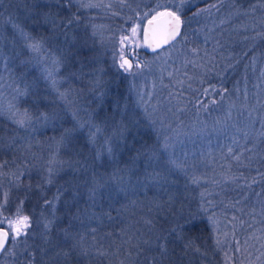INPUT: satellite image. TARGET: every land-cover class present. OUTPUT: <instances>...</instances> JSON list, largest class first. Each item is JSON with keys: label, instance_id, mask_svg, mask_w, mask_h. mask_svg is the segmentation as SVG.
<instances>
[{"label": "trees", "instance_id": "16d2710c", "mask_svg": "<svg viewBox=\"0 0 264 264\" xmlns=\"http://www.w3.org/2000/svg\"><path fill=\"white\" fill-rule=\"evenodd\" d=\"M220 1L183 0L181 7V0H112L83 8L76 0H0V218L14 220L19 210L30 223L26 236L10 235L0 264H217L224 254L231 264H264V88L254 84L261 80H244L254 77L252 54L241 57L233 44L231 67L217 72L214 65V78L206 65L191 66L192 80H144L137 88L118 62L121 37L160 6L179 10L182 36H190L191 17ZM250 39L260 59L264 37ZM34 41L42 42L40 52L27 47ZM125 58H132L128 51ZM46 68L82 118L103 129L95 144L85 131L65 146V120L37 119L62 117L67 103L45 79ZM125 106L139 114L140 126L117 140ZM25 110L30 128L15 123ZM165 138L183 169L157 182L150 178L155 165L142 154ZM106 139L111 159L103 153ZM118 169L130 177L124 191L108 180ZM93 173L107 183L90 199ZM213 220L228 232L226 243Z\"/></svg>", "mask_w": 264, "mask_h": 264}, {"label": "rangeland", "instance_id": "374dc122", "mask_svg": "<svg viewBox=\"0 0 264 264\" xmlns=\"http://www.w3.org/2000/svg\"><path fill=\"white\" fill-rule=\"evenodd\" d=\"M76 1L79 6H81V0ZM230 1L235 4L233 6L227 5ZM246 1L221 0L220 2H214L213 5H215V7L213 8L207 6L206 9L208 10L203 11L205 12L203 15H200V13L197 16L191 17L190 24L193 28L191 29L190 36H181L174 47H168L147 58L144 55L145 50L142 42V31L145 22L152 18L157 12L155 10L154 14L150 18L142 21L140 24H137L139 27L137 28V34L135 36H133L131 30L128 35L121 37L122 40H124L125 37L129 39L124 40L123 44L121 42L118 44L119 46L117 49L119 52V59L121 53H123L124 57H126V51H128L130 56H132V58L128 59L133 64V68L131 72H129V74H131L129 80L133 81L136 88L144 80H150V85L162 83L161 80H192L191 78L193 72L189 68L202 67L203 65H206V72L209 71L208 75L210 76V74H213L212 68L214 65L217 72L231 67L230 60L236 55V53L238 54L239 50L241 57L243 56V58L248 59L251 57V54L253 57L252 68L254 70H252V73L254 74V77L243 79L261 80V82L256 81L254 84H257V90H260V87L264 88V53L263 55H259V59L258 54L256 55L255 53H252L249 49L250 43L255 41L250 38L257 40L260 37H264V0H255L252 2ZM110 2H112V0H82L83 4L93 5L107 4ZM179 4L181 5V2H179ZM184 5L185 4L183 3V6ZM159 9V12L169 10L164 6H160ZM196 27H199V29L195 30ZM194 33L197 35V44H195V46L191 42V40L194 39ZM109 37L110 41H112L111 44H115V41L113 40L115 37ZM183 41L191 44H189V46L187 44L184 45L185 43L183 44ZM245 43H247V45H245ZM233 44L238 46L237 51L235 48L230 46ZM228 46H230V48ZM193 49H196L197 51L193 52ZM118 62L120 63V60H118ZM137 64H139V67H136ZM188 69L190 70L189 72ZM210 78H214V76L212 75ZM222 80L225 79L222 78ZM246 90L248 91V95L255 93L252 92L249 87H247ZM152 91L153 88L151 89V95L148 98L152 97ZM147 93V88H143V91L140 94H143L144 98ZM140 97L141 95L138 96L139 100ZM259 100L260 96L257 95L256 101L258 105ZM1 213L2 211L0 210V214ZM3 226L7 228L6 224ZM213 229L216 233L220 231L222 232L221 234L219 233L220 237H225L224 243H226V235L228 232L225 231L223 226L215 223L213 224ZM247 251L248 249L245 250L246 253ZM228 257V254H224L222 263H220V260H217V264H231ZM258 261L259 260H256L257 264ZM237 264L243 263L239 262Z\"/></svg>", "mask_w": 264, "mask_h": 264}, {"label": "snow or ice", "instance_id": "6c2138e0", "mask_svg": "<svg viewBox=\"0 0 264 264\" xmlns=\"http://www.w3.org/2000/svg\"><path fill=\"white\" fill-rule=\"evenodd\" d=\"M81 6L82 7H95L96 5L93 4H83L81 0ZM183 6V0H181V7ZM210 7H215V5H212ZM208 9H201V12L207 11ZM195 15H199V13H196ZM162 21V25L161 22ZM71 24V21L68 22ZM149 25L156 24L159 27V36L157 38V47H161L162 45L168 44L170 41L175 40L177 36L180 35V28L183 24V21L181 20V16L179 14V10L177 11H171L166 10L163 12H156L155 15L152 17V19L148 20ZM19 31V33L22 36H25L26 39L32 40L31 36H28L24 30L19 25H13ZM139 25L134 27L132 29V34L135 36L137 34V28ZM148 35L147 32L145 33V40L147 41ZM129 38L125 37L124 40H128ZM124 40L121 41V43H124ZM27 47L32 52H40L42 49V42L41 41H34L27 45ZM196 49H193V52H196ZM52 64L56 70L59 68L60 61L59 59H53ZM119 67L123 69L125 72H131L133 68V64L130 60L126 59L121 53L120 56V64ZM136 67H139V64L136 65ZM46 72L45 79H48L51 81L52 87L57 91L58 95L61 99L65 100L66 106L63 110V116H59L57 113L53 112L51 115L41 113L40 117H37V119H43L44 121H51L55 119H63L65 120V123L68 125L67 127L63 128L61 137H60V143L67 146L68 144L73 143L78 135L84 134L85 131H87L88 140L90 143L95 144L96 143V137L97 133H101L103 131L102 128L99 126L92 124L91 120L85 121L82 116L80 115V110L77 108L72 107V102L68 100V95L66 92H60L59 88L57 87L58 81L53 78V71L49 69H44ZM75 75V74H73ZM97 86L100 84V81L96 80ZM140 100H143V97H140ZM137 107L144 108V114L143 119H150V113H148V110L146 107H144L143 104L137 102ZM123 120H127V123H124ZM123 120L120 123L119 128L114 131L113 136L117 140H122L125 138V135L131 131L133 127L138 128L140 126V118L139 114L135 112L134 109L129 108L127 106L123 109ZM15 123L18 124L21 128H30L32 124V115L25 110L23 113L20 114V118L15 120ZM151 123H155V121H151ZM87 125V129H86ZM174 145L170 142V138H165L163 143L159 146V148H152L147 153H144L142 155L145 156V159L148 162L149 167L155 165L153 168V172L150 174V178L152 180H155L157 182L166 181L167 180V174H171L176 169H183V165L177 161V159L174 156ZM229 152H232V149L229 148ZM103 153H106L108 158L111 159L113 155V147L112 144L106 139L105 145L103 148ZM101 151H97L96 159L99 160L101 158ZM234 159L237 161L240 160V156H235ZM2 167V166H0ZM157 169H160L159 171ZM51 171V169H49ZM125 170H116L111 173V175L108 177V180L112 181L120 191H124L123 187H120L124 183H126L127 179H130V177L127 176V173L125 172L124 175L119 174L120 172H123ZM130 171V169L128 170ZM103 181V182H102ZM50 182V181H49ZM193 184L199 183L198 179L193 178L191 181ZM88 181H85V184H87ZM107 181L104 180L103 176H97L95 173H93L91 184L92 187L88 189L89 191V198L91 199L97 192L99 188L105 187V184ZM201 196H204V193H201ZM58 199V198H57ZM46 204L52 205V201H46ZM209 220H212V217H208ZM7 225L6 229L0 228V252H5V245L8 243L9 233L12 234L13 240H15L16 237H19L21 235H27V229L30 227L29 223V217L26 215H19V210L16 219L9 220L7 218L0 219V225ZM52 224V221H49L45 228H48ZM213 224H215V221L213 220ZM93 231H95L93 229ZM219 243V241H217ZM163 248V246H161ZM14 254V253H9Z\"/></svg>", "mask_w": 264, "mask_h": 264}, {"label": "water", "instance_id": "95a60500", "mask_svg": "<svg viewBox=\"0 0 264 264\" xmlns=\"http://www.w3.org/2000/svg\"><path fill=\"white\" fill-rule=\"evenodd\" d=\"M150 19H152V18H150ZM150 19H148V20H150ZM148 20L145 22L144 27H143V31H142L143 47L147 53H149V54L158 53V52H160V51H162L168 47H171L173 44H175L181 38L182 33H183V28H184V20L182 17H181V20L183 21V24L181 25V28H180V35L177 36L175 40L170 41L168 44L162 45L161 47H157L156 43H157V38L159 36V27L156 24L149 25ZM160 23L162 25V21ZM146 32L148 35L147 41L145 40V33ZM0 228L6 229L5 227H0ZM9 241H10V233H9L8 243L5 245V249H7L8 245H9ZM3 253L4 252H0V257Z\"/></svg>", "mask_w": 264, "mask_h": 264}]
</instances>
